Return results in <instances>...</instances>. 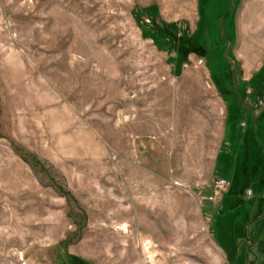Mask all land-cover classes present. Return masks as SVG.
<instances>
[{
  "label": "rangeland",
  "instance_id": "1",
  "mask_svg": "<svg viewBox=\"0 0 264 264\" xmlns=\"http://www.w3.org/2000/svg\"><path fill=\"white\" fill-rule=\"evenodd\" d=\"M258 71L264 0H0V264H237L217 213L263 237L264 190L222 126L264 141Z\"/></svg>",
  "mask_w": 264,
  "mask_h": 264
},
{
  "label": "trees",
  "instance_id": "2",
  "mask_svg": "<svg viewBox=\"0 0 264 264\" xmlns=\"http://www.w3.org/2000/svg\"><path fill=\"white\" fill-rule=\"evenodd\" d=\"M194 32L191 35L192 38L194 36ZM193 39L196 42L195 37ZM197 45L201 49V53H203L202 47L199 44H197ZM260 73H262V72L258 71L257 73H255L253 75V78L250 81V84L252 85L253 89H255V93L261 95L264 89L262 88L263 86H261L260 84L257 83L258 80L261 78ZM231 88H229L231 92H229V91L228 92L231 95V97L233 96L234 100H236L235 98H238V91L235 89L234 84H233V87H231ZM234 92L236 93V95L234 94ZM239 102L240 101H238V103ZM238 105L237 104L235 105L236 114L234 112L233 113H230V112L227 113L226 121H227V123L228 122L230 123L229 124V130L231 131V138L233 139L232 146H233L235 151L237 150L236 147L239 148L238 152L240 154V166H242V163H243V165L244 164L246 165L247 161L250 162L247 155H250L251 159H253V158L256 159L255 165H258L259 170L254 175V179H255V183L258 186L256 189V193L258 194L257 200L260 199V201H261L262 198L260 197V195H261V192L264 190V141H259L258 138L255 135H253V130H254L253 127H252V130L245 129V130L241 131L240 127L237 124L239 119H237L236 121L232 120L233 118H238L237 115L242 114V111H241V114L237 112L238 107H240ZM240 105L242 106V104H240ZM253 119H254L253 123L255 124V128L256 129L258 128V130L264 132V108H262L255 115H253ZM11 145L14 148V150L17 151V153H19V155L26 157V158L28 157L29 161L33 165L38 164L37 159L33 155H31L29 152H24L14 142H11ZM249 146H252L253 149H250ZM245 148H246V150H245ZM248 148L250 150H248ZM235 153L230 154V155H225L222 158H223V160L224 159L226 160V163H230V160H231V158H234ZM243 156L245 157V159H242ZM229 187H230V181H229L228 187L225 189V192H227L229 190ZM225 199H226V197L224 198V200ZM221 200H222V197H221ZM235 205H236V203H235ZM233 207H234V205H233ZM238 207L240 208V204L238 205ZM244 211L247 213L249 210L244 209ZM256 212L257 211L253 210V212H251L249 216L245 217L242 224L247 225V224H250L254 221H258V217L256 216ZM220 213H217V234L221 239V242H222L221 244H223V247H224L223 250L227 251L228 256L230 255L233 259L235 258V260L237 261V264H239V263L240 264H255L254 260L252 258H248V256H253V252L250 249V244H252V243L255 245L257 244V247L264 246V241H263L264 235H263V237L260 235L259 238H255L253 240V239L246 236V234L244 232V228L242 227V225H239L238 227L235 228L236 224H234L233 215L231 216L229 211L224 212V210H222V211H220ZM252 213L254 214V216H251ZM250 217H251V219H250ZM239 227H240V230L238 231L237 228H239ZM263 229H264V226H263ZM263 229H261V230H263ZM261 232H263V231H261ZM261 234H263V233H261ZM258 239H261V240L258 241ZM243 241H247V242H245L246 246H244V247L241 246V242H243ZM72 259H73V257H71L69 254H64L63 256H61L60 261H61V264H72Z\"/></svg>",
  "mask_w": 264,
  "mask_h": 264
},
{
  "label": "built area",
  "instance_id": "3",
  "mask_svg": "<svg viewBox=\"0 0 264 264\" xmlns=\"http://www.w3.org/2000/svg\"><path fill=\"white\" fill-rule=\"evenodd\" d=\"M201 60H198L200 63ZM229 181L223 177H214L212 180L213 194L214 196L218 195L228 187ZM249 193V191H248Z\"/></svg>",
  "mask_w": 264,
  "mask_h": 264
},
{
  "label": "bare ground",
  "instance_id": "4",
  "mask_svg": "<svg viewBox=\"0 0 264 264\" xmlns=\"http://www.w3.org/2000/svg\"><path fill=\"white\" fill-rule=\"evenodd\" d=\"M145 244H146V242L144 243V245H145ZM144 245H143V246H144ZM144 249H145L146 253L149 254V255L147 256V258L149 259V261L153 260V259H152V255L150 254V251L148 250V248L145 246Z\"/></svg>",
  "mask_w": 264,
  "mask_h": 264
},
{
  "label": "crops",
  "instance_id": "5",
  "mask_svg": "<svg viewBox=\"0 0 264 264\" xmlns=\"http://www.w3.org/2000/svg\"><path fill=\"white\" fill-rule=\"evenodd\" d=\"M228 126H229V125H228L227 121H225L224 124H223V126H222V127H223L222 130L224 131V133H223L224 136L226 135L227 127H228Z\"/></svg>",
  "mask_w": 264,
  "mask_h": 264
}]
</instances>
